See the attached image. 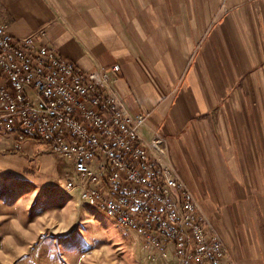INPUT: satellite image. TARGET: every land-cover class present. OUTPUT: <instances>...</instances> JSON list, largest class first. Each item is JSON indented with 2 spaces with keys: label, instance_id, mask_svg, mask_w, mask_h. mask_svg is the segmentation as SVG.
<instances>
[{
  "label": "crops",
  "instance_id": "0c3cea01",
  "mask_svg": "<svg viewBox=\"0 0 264 264\" xmlns=\"http://www.w3.org/2000/svg\"><path fill=\"white\" fill-rule=\"evenodd\" d=\"M0 24L84 71L118 64L115 92L146 140L164 136L235 264H264V0H0ZM36 141L0 134V169L26 174Z\"/></svg>",
  "mask_w": 264,
  "mask_h": 264
},
{
  "label": "built area",
  "instance_id": "2783aa9c",
  "mask_svg": "<svg viewBox=\"0 0 264 264\" xmlns=\"http://www.w3.org/2000/svg\"><path fill=\"white\" fill-rule=\"evenodd\" d=\"M39 37H14L0 24V133L17 148L47 144L71 162L66 188L104 206L138 234L151 257L176 264H235L194 192L166 155V139L141 131L114 90L121 67L82 70Z\"/></svg>",
  "mask_w": 264,
  "mask_h": 264
},
{
  "label": "rangeland",
  "instance_id": "374dc122",
  "mask_svg": "<svg viewBox=\"0 0 264 264\" xmlns=\"http://www.w3.org/2000/svg\"><path fill=\"white\" fill-rule=\"evenodd\" d=\"M46 148L36 141L28 156L42 157L35 154L24 175L0 169V264H176L172 255L154 259L138 234L81 206L78 192L66 189L75 179L71 162L55 155L45 161L53 156ZM47 162L52 173L45 178Z\"/></svg>",
  "mask_w": 264,
  "mask_h": 264
},
{
  "label": "bare ground",
  "instance_id": "6f19581e",
  "mask_svg": "<svg viewBox=\"0 0 264 264\" xmlns=\"http://www.w3.org/2000/svg\"><path fill=\"white\" fill-rule=\"evenodd\" d=\"M1 161V160H0ZM8 163V162H7ZM17 166V165H16ZM9 167V165H8ZM21 170V169H20ZM22 171V170H21ZM67 189V188H66ZM69 192L70 189H67ZM72 193V192H71ZM86 207H92V208H96L97 210H99L100 212L104 213L105 215L111 217L116 223L117 225L121 226V222H117V217H115V215L112 212H108L107 210L104 209V206H100L99 204L96 203H86L85 204Z\"/></svg>",
  "mask_w": 264,
  "mask_h": 264
}]
</instances>
